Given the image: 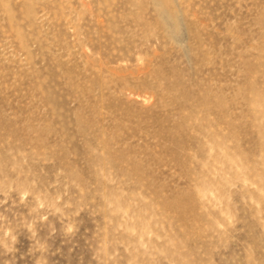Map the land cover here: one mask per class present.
<instances>
[{
  "label": "rangeland",
  "instance_id": "374dc122",
  "mask_svg": "<svg viewBox=\"0 0 264 264\" xmlns=\"http://www.w3.org/2000/svg\"><path fill=\"white\" fill-rule=\"evenodd\" d=\"M0 264H264V0H0Z\"/></svg>",
  "mask_w": 264,
  "mask_h": 264
}]
</instances>
